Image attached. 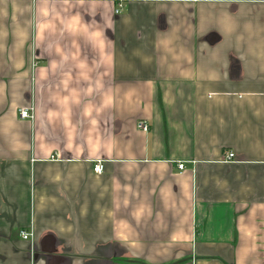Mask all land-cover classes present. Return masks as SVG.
Returning a JSON list of instances; mask_svg holds the SVG:
<instances>
[{
	"label": "crops",
	"instance_id": "crops-1",
	"mask_svg": "<svg viewBox=\"0 0 264 264\" xmlns=\"http://www.w3.org/2000/svg\"><path fill=\"white\" fill-rule=\"evenodd\" d=\"M0 264H264V0H0Z\"/></svg>",
	"mask_w": 264,
	"mask_h": 264
},
{
	"label": "built area",
	"instance_id": "built-area-1",
	"mask_svg": "<svg viewBox=\"0 0 264 264\" xmlns=\"http://www.w3.org/2000/svg\"><path fill=\"white\" fill-rule=\"evenodd\" d=\"M117 13H120V10H118ZM19 116L21 119L32 120L34 118V110L32 108L20 109ZM138 128L144 132H148L150 130L148 123L144 121L138 124ZM226 158L228 161H230L234 158V154L230 153ZM178 168L180 171H184L186 169V166L184 163H181L178 165ZM95 172L96 173L102 172V165L100 163H98L97 166L95 167ZM22 236L25 240H29L31 238V236L25 232L22 233Z\"/></svg>",
	"mask_w": 264,
	"mask_h": 264
}]
</instances>
